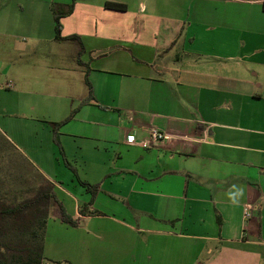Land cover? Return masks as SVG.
<instances>
[{"label": "crops", "instance_id": "0c3cea01", "mask_svg": "<svg viewBox=\"0 0 264 264\" xmlns=\"http://www.w3.org/2000/svg\"><path fill=\"white\" fill-rule=\"evenodd\" d=\"M55 8L82 47L55 40ZM1 75L25 113L81 103L57 134L71 151L60 174L20 152L77 223L49 218L47 260L211 264L235 251L264 264V0H0ZM151 129L169 139L140 146Z\"/></svg>", "mask_w": 264, "mask_h": 264}, {"label": "trees", "instance_id": "16d2710c", "mask_svg": "<svg viewBox=\"0 0 264 264\" xmlns=\"http://www.w3.org/2000/svg\"><path fill=\"white\" fill-rule=\"evenodd\" d=\"M105 6L115 11L127 10L126 5L119 3L107 2ZM57 10V8L54 9L55 40L58 42L71 40L82 47L77 37H62L61 12L57 13ZM71 11L72 8L66 15ZM86 83L89 88L86 102L90 103L92 101L91 86L87 80ZM76 112L74 111L73 115L62 123H52L56 138H58L59 128L71 120ZM19 160L26 166L22 171H20L22 167L0 164V264H64L49 261L44 257L50 205L53 202L59 204L60 218L64 223L72 227H76L77 223L58 203L52 183L46 180L23 155H20ZM19 162L18 165H20ZM66 164L69 166L67 162ZM5 166L7 167L4 168ZM80 184L91 194L98 191L97 186L85 182ZM84 209L86 208L81 210L83 215H99L98 212Z\"/></svg>", "mask_w": 264, "mask_h": 264}, {"label": "rangeland", "instance_id": "374dc122", "mask_svg": "<svg viewBox=\"0 0 264 264\" xmlns=\"http://www.w3.org/2000/svg\"><path fill=\"white\" fill-rule=\"evenodd\" d=\"M60 10H57V13ZM26 60L31 59L30 57H25L23 61L27 63ZM10 75L13 77L15 71L12 70ZM12 77L5 79L4 76H0V164L14 165L16 168L22 167L20 169L22 171L26 168L25 164L19 162L20 152H22L37 168L50 172L52 175L60 174L64 168H67L64 157L65 151L68 154L71 151L67 149L68 142L64 137H60V140L56 138L52 123H62L68 120L73 115V112L79 109L81 103L77 109L71 111L69 104L72 103L70 101H56L54 103L55 110L47 113V115L39 116L31 113V111L25 113L24 110L28 109L27 105L30 103L25 101L24 97L16 96L14 88L10 90H5L4 88L7 81L11 80L14 83ZM71 78L73 83L79 81L82 83L83 79L85 80V78L82 79L78 74L74 73L71 74ZM73 148L75 150L76 146ZM53 149L56 151V156L53 155ZM18 162L20 165H18ZM70 162L78 169L82 177L87 176L82 165H79V163L75 164L71 160ZM58 205L54 202L50 205L49 217L51 219L59 215ZM211 264H253V262H245L238 252L225 251ZM254 264L256 263L254 262Z\"/></svg>", "mask_w": 264, "mask_h": 264}, {"label": "built area", "instance_id": "2783aa9c", "mask_svg": "<svg viewBox=\"0 0 264 264\" xmlns=\"http://www.w3.org/2000/svg\"><path fill=\"white\" fill-rule=\"evenodd\" d=\"M167 139H169V137H167L165 134L159 132L156 129H151L149 139L144 141V142H140L138 144L142 147L147 148V147H150V145L160 143V142L167 140ZM127 141H128V143H131V144L136 143L133 136L128 137ZM251 215H252L251 214V208L246 207L244 209V219L249 220L251 218Z\"/></svg>", "mask_w": 264, "mask_h": 264}]
</instances>
